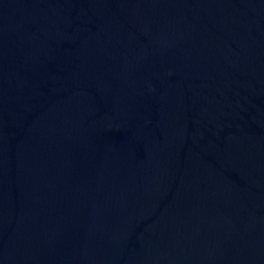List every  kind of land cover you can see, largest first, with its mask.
Returning <instances> with one entry per match:
<instances>
[{
    "label": "water",
    "instance_id": "95a60500",
    "mask_svg": "<svg viewBox=\"0 0 264 264\" xmlns=\"http://www.w3.org/2000/svg\"><path fill=\"white\" fill-rule=\"evenodd\" d=\"M0 264H264V0H0Z\"/></svg>",
    "mask_w": 264,
    "mask_h": 264
}]
</instances>
